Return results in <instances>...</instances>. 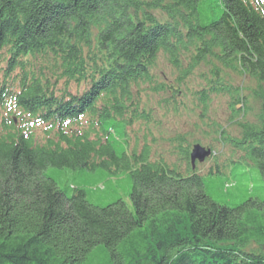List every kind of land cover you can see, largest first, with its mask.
I'll return each mask as SVG.
<instances>
[{"label":"trees","instance_id":"1","mask_svg":"<svg viewBox=\"0 0 264 264\" xmlns=\"http://www.w3.org/2000/svg\"><path fill=\"white\" fill-rule=\"evenodd\" d=\"M4 60L0 264H264V198L215 200L203 176L151 162L146 135L138 150L126 133L154 122L141 92L163 60L178 86L150 90L174 95L198 72L200 118L211 96L228 97L239 136L219 127V138L264 180L262 0H0ZM49 167L102 168L132 185L94 206L82 189L68 197Z\"/></svg>","mask_w":264,"mask_h":264},{"label":"rangeland","instance_id":"2","mask_svg":"<svg viewBox=\"0 0 264 264\" xmlns=\"http://www.w3.org/2000/svg\"><path fill=\"white\" fill-rule=\"evenodd\" d=\"M214 11L218 12L219 9L214 7ZM5 67V62H0V76ZM156 72L158 82L145 85L141 92L142 105L151 113L154 122L149 124L148 130L141 121L126 128L130 148L137 146L141 150L146 135L151 162L163 161L169 167L176 166L183 174H189L191 171H187V163L180 147L188 149V152L195 143L212 147L214 155L200 164L197 163L196 173L203 176L205 190L213 199H225L228 195V203L233 205L249 196L259 200L264 198V180L254 161L247 156L239 158L243 153L229 141L219 138L221 135L217 133L219 127H223L225 137L239 136L238 127L229 122L233 112L228 108V97L211 96L207 105V117L202 120V106L194 94L202 86L198 72L182 82L178 87L180 92L174 95L167 88L164 91L150 90L158 83L178 86L175 81L176 74L163 60L159 62ZM249 84L246 80V85ZM247 96L250 98V95ZM250 101L252 110L246 116L253 121L257 103ZM38 135L41 136L39 131ZM232 160L238 161L231 163ZM45 173L55 179L58 187L65 190L68 197L77 190H84L86 200L94 206H105L117 198H125L132 185L126 175L111 176L108 170L102 168L73 170L49 167ZM225 184L230 185L227 191L224 189Z\"/></svg>","mask_w":264,"mask_h":264},{"label":"water","instance_id":"3","mask_svg":"<svg viewBox=\"0 0 264 264\" xmlns=\"http://www.w3.org/2000/svg\"><path fill=\"white\" fill-rule=\"evenodd\" d=\"M209 154L210 149H206L198 143L194 144L190 153L192 166H195L196 160L203 161Z\"/></svg>","mask_w":264,"mask_h":264}]
</instances>
